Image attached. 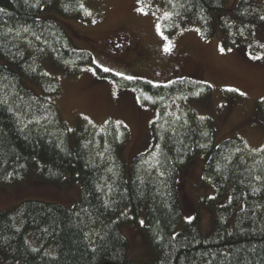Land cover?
I'll list each match as a JSON object with an SVG mask.
<instances>
[{"label":"trees","instance_id":"1","mask_svg":"<svg viewBox=\"0 0 264 264\" xmlns=\"http://www.w3.org/2000/svg\"><path fill=\"white\" fill-rule=\"evenodd\" d=\"M83 1L0 0V186L24 182L33 171L43 182L73 178L82 186L72 209L27 201L0 213V264H264V149L254 151L238 138L217 143L213 120L188 107L212 95L207 83L126 80L97 67L90 52L75 50L60 18H87ZM161 2L195 22L208 40L219 15L228 48L264 28L262 0H239L230 13L229 0ZM49 63L69 74L94 67L157 109L154 144L133 160L129 179L123 156L129 129L115 121L100 128L85 118L73 145V131L54 103L63 88ZM198 156L207 158L205 180L218 200L230 193L221 206L201 199L217 208L211 232L201 228L200 214L183 221L181 212L179 175ZM145 208L155 257L142 262L128 256L122 227L140 225Z\"/></svg>","mask_w":264,"mask_h":264},{"label":"rangeland","instance_id":"2","mask_svg":"<svg viewBox=\"0 0 264 264\" xmlns=\"http://www.w3.org/2000/svg\"><path fill=\"white\" fill-rule=\"evenodd\" d=\"M238 1L229 0V13ZM83 6L87 18H60L70 27H67L68 34L75 50L90 52L97 67L108 68L107 73L126 80L142 79L155 85H167L190 78L207 83L213 89L212 95L202 101H191L188 107L197 116L213 120L217 143L238 138L254 151L264 149L261 106L264 103V59L255 58L264 57V28L228 48L219 15L214 16L215 37L208 40L195 22L174 15L161 0H84ZM140 8L144 12L139 11ZM132 36L136 38L134 42ZM142 43L148 46L147 53L140 47ZM168 46L170 50L165 51ZM137 48L142 49V54H135ZM137 58L142 61L138 63ZM53 65L49 63L47 70L52 78L59 79L63 88L54 103L73 131V145L85 118L100 128L111 121L123 123L129 129V140L123 152L129 179L133 160L154 144L157 109L143 105L137 90L113 77L100 75L94 67L82 65L78 74H69ZM206 165L207 158L198 156L180 173L178 190L183 221L200 214L201 228L211 232L217 208L202 203L201 199L218 200V195L216 188L205 180ZM81 192L78 179L67 178L64 183L43 182L33 171L24 182L0 186V213L27 201L72 209L80 203ZM229 197L230 193L226 199L218 200L217 206L224 205ZM146 212L145 208L139 218L140 225L122 227L130 243L128 256L142 262L155 257L144 231Z\"/></svg>","mask_w":264,"mask_h":264},{"label":"snow or ice","instance_id":"3","mask_svg":"<svg viewBox=\"0 0 264 264\" xmlns=\"http://www.w3.org/2000/svg\"><path fill=\"white\" fill-rule=\"evenodd\" d=\"M139 11H141V12H144V9L143 8H140V9H138ZM0 11H3V9H0ZM165 15H167V14H165ZM261 19H264V17H261ZM158 28H159V26H157ZM161 36L163 37V39H165V40H167L168 39V37H166V36H163V33L161 32ZM170 50V46H168V47H166L165 48V51H169ZM230 50V49H229ZM221 51H224V49L223 48H221ZM256 59H264V57H255ZM105 72H107V71H110V69H108V68H104L103 69ZM127 79H132V77H127ZM231 91H238L237 89H231ZM198 94V93H197ZM241 95H244L245 93H240ZM141 223H143L142 221H141Z\"/></svg>","mask_w":264,"mask_h":264},{"label":"flooded vegetation","instance_id":"4","mask_svg":"<svg viewBox=\"0 0 264 264\" xmlns=\"http://www.w3.org/2000/svg\"><path fill=\"white\" fill-rule=\"evenodd\" d=\"M132 38H133L132 41L134 42V41L136 40V38H135L134 36H132ZM132 38H131V39H132ZM134 45H135V44H131V46H133V47H134ZM135 46H136V45H135ZM140 47H142V48L146 51V53H147V49L149 50L148 46L145 45V44H143V43H142V45H141ZM134 48H136V47H134ZM150 51H151V49H150ZM137 53L142 54V49H139V50H138V48H137V49L135 50V54H137ZM137 62L139 63V62H141V60L137 58Z\"/></svg>","mask_w":264,"mask_h":264}]
</instances>
